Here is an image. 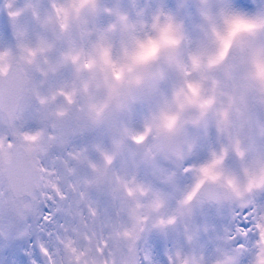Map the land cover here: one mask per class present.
<instances>
[{"label":"snow or ice","instance_id":"obj_1","mask_svg":"<svg viewBox=\"0 0 264 264\" xmlns=\"http://www.w3.org/2000/svg\"><path fill=\"white\" fill-rule=\"evenodd\" d=\"M0 13V264H264V0Z\"/></svg>","mask_w":264,"mask_h":264},{"label":"rangeland","instance_id":"obj_2","mask_svg":"<svg viewBox=\"0 0 264 264\" xmlns=\"http://www.w3.org/2000/svg\"><path fill=\"white\" fill-rule=\"evenodd\" d=\"M234 2H235V0H234ZM243 10L246 11V9H243ZM0 28H1V27H0ZM156 258H157V260L160 262V264H164V257H163V255H162L161 253H157V254H156Z\"/></svg>","mask_w":264,"mask_h":264}]
</instances>
